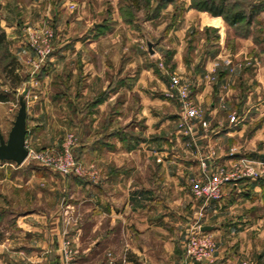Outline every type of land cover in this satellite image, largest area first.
<instances>
[{
    "label": "rangeland",
    "instance_id": "374dc122",
    "mask_svg": "<svg viewBox=\"0 0 264 264\" xmlns=\"http://www.w3.org/2000/svg\"><path fill=\"white\" fill-rule=\"evenodd\" d=\"M16 1L21 3L17 5L21 43L28 51L19 60L7 35L8 43L0 47V94L8 97L6 101L0 100V135L7 138L19 108V96L27 88L30 156L21 165L0 161V264H127L117 262L109 246L96 247L93 220L96 212L94 194L102 184V171L96 162L100 152L96 148L114 133L118 134L119 141L130 142L126 125L132 124V120L142 124V118L137 116L142 105L140 93L136 91L129 107L121 93L125 87L121 85L129 75L143 80L149 93L160 95L165 101L166 107L149 102L148 107L153 113L176 117L181 111L179 101L166 96L170 74L189 85L195 104L202 110L203 116L194 120L192 134L181 125L179 115L177 120L182 134L189 137L187 144L193 148V155L198 158L197 168L187 178L188 221L183 219L184 223L179 227L182 231L176 236L177 247L180 245L184 257L191 226L201 217V203L193 194V188L202 176L201 156L210 166L218 161L229 169L253 167L262 174L244 177L235 186H224L223 196L207 206L206 214L200 219L203 226H211L206 232L216 240V250L218 241L224 239V227L230 220L238 219L244 198L252 199V188L247 189L241 184L246 179H256L261 187L258 203L250 206L256 208L251 215L260 216L264 224V150L256 157L250 153L237 155L241 148L233 143L218 149L207 139L198 142L195 136L200 120L209 121L206 126L214 132L221 129L224 118L235 125L248 116L243 113L241 99L255 89L254 80L244 88H239L236 81L235 97L227 102L222 92L223 75L225 68L229 66L233 71L245 59L246 47L238 41L240 37L250 42L247 46L251 49L245 60L248 66L252 62L254 65L255 61L264 63V0H42L35 5L30 0ZM211 1L218 6L224 3L225 13L216 15L207 11L204 7ZM238 12L244 15L243 19H226L233 20ZM201 16H204L203 20ZM0 24L6 33L1 20ZM164 34H186L181 68L167 54L171 49L166 43L160 47L163 54L156 53V46ZM225 34H231V39ZM46 48L50 54L44 56L42 52ZM212 57L214 69L208 72L206 60ZM12 58L18 61L17 72L22 77L15 88L3 72V66ZM145 67L153 69L154 80L142 76ZM235 73L239 74V71ZM199 75L208 80L212 88L208 100L203 103L195 98ZM252 75L249 70L248 80ZM96 81H101V89L94 88ZM121 88L118 97L111 99L110 93ZM101 102L102 108L99 107ZM214 105L218 117L211 120L205 115L210 116ZM132 113L136 115L133 119L128 117ZM232 115L236 116L235 121H231ZM252 133L253 129H248L243 141ZM257 145L264 148L263 142L254 146ZM66 148L79 171L65 174L41 158L46 152H57L65 158ZM225 156L232 160L222 162ZM184 200H181L183 204L187 202ZM230 202H234L232 217H228L225 209ZM103 236L108 238L109 232L104 231ZM66 241L70 242L68 249L71 250L67 258L62 249ZM36 243L41 246L47 243L46 247L36 250L47 249L48 252L47 259L40 263H34ZM245 263L254 264L249 260Z\"/></svg>",
    "mask_w": 264,
    "mask_h": 264
},
{
    "label": "crops",
    "instance_id": "0c3cea01",
    "mask_svg": "<svg viewBox=\"0 0 264 264\" xmlns=\"http://www.w3.org/2000/svg\"><path fill=\"white\" fill-rule=\"evenodd\" d=\"M30 2L35 5L40 4L42 0H30ZM0 3L1 23L5 27L8 40L11 44L13 43L12 50L20 60L28 51L21 43L22 34L19 28L21 21L17 12V5L21 3L16 0H0ZM200 18L203 20L204 16ZM227 35L231 39V34L224 36L227 37ZM185 36L186 34H164L161 43L156 46V53L163 54L160 47L162 43H166L171 49L167 54H170L177 62L178 68H181ZM238 39L240 44L246 47L245 59L238 67H234L233 71H230L229 66L225 68L222 92L224 91L223 98L230 102L235 97L236 81L241 88L254 80L255 89L250 90L241 99L243 113L248 116L235 125L224 118L225 122H222L221 129L214 132L206 126L209 121L201 122L200 120L195 136L198 142L202 143L207 139L218 149L225 145L228 147L230 143H233L241 148L242 152L236 153L237 155L250 153L256 157L258 152L264 150L258 145L254 146L257 143H264V63L255 61L253 65L252 62L250 67L252 65L253 67L250 68L245 61L251 49L247 46L250 42L247 38ZM213 60L214 57L206 60V71L210 72L214 69ZM236 70L239 74L235 73ZM249 70L253 73L251 77L253 79L250 78V80L247 76ZM142 76L154 80L153 69L145 67ZM134 77V75H129V78L121 85L125 86L124 90L122 88L115 90L109 96L111 99H116L123 90L121 93L125 95L126 105L129 107L136 91L139 92L142 105L137 116L138 119L142 118V124L139 123V127L137 124L139 120H132V124L126 125V133L130 136V142L119 141L118 134L114 133L107 142L100 143L96 148L100 152L96 162L102 171V184L98 186L94 194L95 244L96 247L109 246L117 262L126 260L127 264H188L190 260L184 257L180 245L179 248L177 247L176 236H179L182 231L179 227L183 219L188 221L190 211L187 208L189 203L187 178L197 168L198 158L193 155V148L187 144L189 137L183 135L178 127L179 113L176 117H170L161 112L153 113L148 107L149 102L159 103L166 107L165 101L160 95L149 93L150 90L146 83ZM159 82L162 86L164 85L161 81ZM197 82L195 98L199 103H203L208 100L212 88L209 81L202 78V75L197 77ZM93 86L101 89V81H96ZM95 91L94 94H96ZM214 101L211 104H214ZM99 107H103L102 102ZM212 107L210 116L205 115V117L214 120L218 117L217 109L215 105ZM252 107L255 109L250 112L249 109ZM115 113L118 116V113ZM128 117L133 119L136 115L132 113ZM250 128L253 129L252 136L246 137L243 141L244 133ZM221 131L222 133H218ZM136 134H142V136L138 137ZM135 137L136 142L133 141ZM231 160L229 156H225L222 162L227 161L228 163ZM103 168L106 169L105 175H103ZM241 184L247 189L252 188L250 197L252 199L245 197L243 206L238 210V219L230 220L224 227V239L218 241L217 250L209 260L210 264H244L248 260L254 264H264V224L261 223L260 216L251 215L256 210L251 206L257 204L260 199L258 196L261 195L259 194L261 187L253 178L246 179ZM167 197L170 201H167ZM182 199L187 202L183 204ZM233 204L234 202H230L225 208L228 211L226 212L228 217H232L235 213V210H231ZM104 231L109 232L108 238L106 236L104 238ZM46 245L47 243L42 246L38 243L34 244L36 248L34 249V263L47 259V249L36 252L38 247L44 248ZM189 264L197 263L190 262Z\"/></svg>",
    "mask_w": 264,
    "mask_h": 264
},
{
    "label": "built area",
    "instance_id": "2783aa9c",
    "mask_svg": "<svg viewBox=\"0 0 264 264\" xmlns=\"http://www.w3.org/2000/svg\"><path fill=\"white\" fill-rule=\"evenodd\" d=\"M42 54L49 55V48L45 49ZM166 96L170 99L179 101L180 113L179 119L181 125L190 134L193 133L195 127L194 120L203 116L202 110L195 104L190 87L181 78L175 74H170L169 89ZM231 121L236 120V116H231ZM28 148V147H27ZM29 150V149H28ZM66 157L57 155V152H46L41 154V158L46 164H50L59 171L68 174L71 171H79L75 165L70 151L66 148ZM214 152V151H213ZM30 156V150H29ZM201 178L193 188L194 196L200 201L199 215L203 217L206 214L207 206L223 196V188L228 184L237 185L244 177L261 176L257 168H247L242 170L241 167L228 168L222 164L215 162L212 166L204 157H200ZM199 217L191 226L190 232L185 242L186 258L199 261L201 264H209V260L216 250V240L209 232L203 231V223ZM69 241L63 246V253L66 258L69 257L71 250L68 249ZM126 262V260H124ZM244 264H248L245 263Z\"/></svg>",
    "mask_w": 264,
    "mask_h": 264
},
{
    "label": "water",
    "instance_id": "95a60500",
    "mask_svg": "<svg viewBox=\"0 0 264 264\" xmlns=\"http://www.w3.org/2000/svg\"><path fill=\"white\" fill-rule=\"evenodd\" d=\"M27 92L26 88L19 96V108L7 138L0 135V161L8 160L21 165L29 156L27 148ZM202 229L205 231L211 230V226H203Z\"/></svg>",
    "mask_w": 264,
    "mask_h": 264
},
{
    "label": "trees",
    "instance_id": "16d2710c",
    "mask_svg": "<svg viewBox=\"0 0 264 264\" xmlns=\"http://www.w3.org/2000/svg\"><path fill=\"white\" fill-rule=\"evenodd\" d=\"M166 1H173V0H166ZM207 11H209L212 14H224L225 13V4L222 3L221 6H218L215 1H211L209 5H206L204 7ZM0 10H1V3H0ZM233 20L231 18H226L228 21H238L244 18V15L241 14L240 12L236 13L233 17ZM0 19H1V14H0ZM231 19V20H230ZM7 44V39H6V33L2 29L1 24H0V47L3 44ZM19 69V64L16 58H12L10 62H8L6 65L3 66V72L5 74V77L7 79H10L12 81V87L15 88L16 85L20 84L22 81V77L20 74L17 72ZM0 100L6 101L8 100V97L6 94H0Z\"/></svg>",
    "mask_w": 264,
    "mask_h": 264
}]
</instances>
